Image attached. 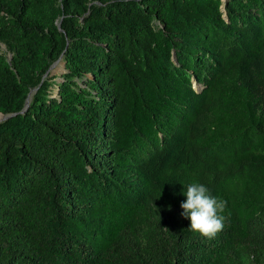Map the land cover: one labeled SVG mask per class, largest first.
Instances as JSON below:
<instances>
[{
    "label": "trees",
    "instance_id": "1",
    "mask_svg": "<svg viewBox=\"0 0 264 264\" xmlns=\"http://www.w3.org/2000/svg\"><path fill=\"white\" fill-rule=\"evenodd\" d=\"M0 42V264H264V0H0Z\"/></svg>",
    "mask_w": 264,
    "mask_h": 264
},
{
    "label": "clouds",
    "instance_id": "2",
    "mask_svg": "<svg viewBox=\"0 0 264 264\" xmlns=\"http://www.w3.org/2000/svg\"><path fill=\"white\" fill-rule=\"evenodd\" d=\"M182 193L186 198L180 202L181 215L189 218L193 231L211 237L224 227L222 213L227 202L214 195L208 185L191 181L184 184Z\"/></svg>",
    "mask_w": 264,
    "mask_h": 264
},
{
    "label": "rangeland",
    "instance_id": "3",
    "mask_svg": "<svg viewBox=\"0 0 264 264\" xmlns=\"http://www.w3.org/2000/svg\"><path fill=\"white\" fill-rule=\"evenodd\" d=\"M0 50L3 51V52H6L8 54V56L11 57V54L8 52L7 47H6V45L3 42H0ZM62 69H63V63L60 60H58L51 67L50 73L52 75H59ZM55 78L58 79L59 76H56Z\"/></svg>",
    "mask_w": 264,
    "mask_h": 264
},
{
    "label": "water",
    "instance_id": "4",
    "mask_svg": "<svg viewBox=\"0 0 264 264\" xmlns=\"http://www.w3.org/2000/svg\"><path fill=\"white\" fill-rule=\"evenodd\" d=\"M8 58L10 59V56H8ZM55 63V62H54ZM53 63V64H54ZM53 64L51 65V67L53 66ZM51 67H50V69H51ZM28 102H26V104H27ZM3 116L0 114V118H2Z\"/></svg>",
    "mask_w": 264,
    "mask_h": 264
},
{
    "label": "bare ground",
    "instance_id": "5",
    "mask_svg": "<svg viewBox=\"0 0 264 264\" xmlns=\"http://www.w3.org/2000/svg\"><path fill=\"white\" fill-rule=\"evenodd\" d=\"M58 63V62H57ZM54 69V68H53Z\"/></svg>",
    "mask_w": 264,
    "mask_h": 264
}]
</instances>
